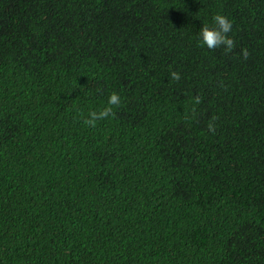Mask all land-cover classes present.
<instances>
[{"label": "trees", "instance_id": "trees-1", "mask_svg": "<svg viewBox=\"0 0 264 264\" xmlns=\"http://www.w3.org/2000/svg\"><path fill=\"white\" fill-rule=\"evenodd\" d=\"M178 256L264 264V0H0V264Z\"/></svg>", "mask_w": 264, "mask_h": 264}, {"label": "clouds", "instance_id": "clouds-1", "mask_svg": "<svg viewBox=\"0 0 264 264\" xmlns=\"http://www.w3.org/2000/svg\"><path fill=\"white\" fill-rule=\"evenodd\" d=\"M232 22L222 14H216L212 17V25L209 26L205 24L199 30V41L200 46L206 47L209 50H216L218 48H223L225 54H229L233 51L235 47V41L230 37L229 33L232 31ZM241 56L244 60L248 59V52L246 49L241 50ZM170 78L173 82H178L180 80V74L176 71L170 72ZM194 104L199 105L201 103V97L197 96L194 98ZM121 99L116 92L109 95L106 105L100 110L90 111L87 117L83 119L84 125L95 128L99 121H103L109 118L115 117L114 108L120 106ZM194 112V110H193ZM195 118V115L194 117ZM217 117H212L207 124L208 132L215 134L216 131V121ZM230 208H226L222 211L224 216L226 213L230 212ZM233 222H238L240 216L236 212H232V216L229 218ZM173 264H197L184 256H178L175 258Z\"/></svg>", "mask_w": 264, "mask_h": 264}]
</instances>
